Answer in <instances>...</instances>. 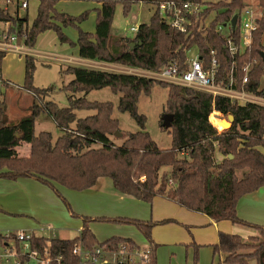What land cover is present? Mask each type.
Wrapping results in <instances>:
<instances>
[{"label":"trees","instance_id":"trees-1","mask_svg":"<svg viewBox=\"0 0 264 264\" xmlns=\"http://www.w3.org/2000/svg\"><path fill=\"white\" fill-rule=\"evenodd\" d=\"M37 1L36 16L30 25L26 16L11 15L0 8V22L8 24V34L29 49L34 47L39 35L52 31L61 44L76 46L82 60L153 72L171 63L184 66L186 51L195 48L205 66L210 60V52H214L219 63L218 79L227 83L232 70L236 89L244 77L242 69L249 66L245 90L264 97V86H261L264 79V0H256L260 9L256 30L252 33L251 44L239 56L228 52L224 38L216 29L229 23L238 10L246 8L245 0H220L215 4H204L201 0H87L100 4L99 8L92 10L96 15L92 33L80 28L88 18L89 10L74 17L56 10L60 0ZM162 1L197 3L204 6L203 18L210 14L213 18L203 31L195 28L186 37L160 20L154 11L148 23L138 26L132 39L111 34L117 5H121L126 17L135 4L156 5ZM66 28L77 31L75 43L64 35L63 29ZM230 37L235 44L238 43V26ZM131 44L134 47H130ZM4 56L0 52V67ZM34 62L33 57H24L22 89L32 96L29 115L9 123L6 106L0 100V179H34L47 186L70 212L58 187L81 192L91 189L99 179L108 178L114 191L121 196L147 203L154 198H164L215 223L227 221L255 231L257 235L247 239L218 233L217 243L211 245L212 257L218 258L216 264H264V227L241 220L236 212L243 196L264 186V107L255 104L236 106L228 99L213 98L189 88L70 66L64 72L71 74L73 79L64 90L72 95L68 97V107L60 109L45 100L47 89L33 87ZM154 85L168 88L164 112L171 114L173 119L169 129L160 126L170 135L167 149H160L151 139L144 130L146 119L137 111L140 95H149ZM103 88L120 94L117 110L128 113L140 128L134 133H123L119 145L112 140L120 130L117 120L112 118L111 103L86 100L91 91ZM76 93L82 97L75 98L73 94ZM78 110H90L94 114L76 119L75 111ZM212 111L226 119L232 116L230 127L218 132L209 123ZM41 114H46L60 130L57 139L53 140L48 132L35 135V121ZM23 145L29 147L27 156H20L17 152ZM98 221L136 228L146 240L152 264H155L158 245L153 242L151 231L156 223L138 219L83 217L78 237L51 239L50 249L76 264L72 248L78 242L88 249L96 246L117 248L121 244L139 246L131 239L119 237L98 242L89 230V224ZM33 240L41 247L46 244L43 238L33 237ZM191 245L195 264L198 246Z\"/></svg>","mask_w":264,"mask_h":264},{"label":"rangeland","instance_id":"rangeland-1","mask_svg":"<svg viewBox=\"0 0 264 264\" xmlns=\"http://www.w3.org/2000/svg\"><path fill=\"white\" fill-rule=\"evenodd\" d=\"M201 1L204 4H215L220 0ZM27 3L28 9L26 10L17 8L15 4H12L7 6V11L11 15L17 13L19 17L26 16L29 24L36 15L37 0H27ZM89 3L87 0H60V4H57L56 9L58 12L76 17L88 10ZM245 6L246 8H252L253 11L256 10L258 12L257 15L260 16V9L257 7L256 0H245ZM0 8L5 9L4 0H0ZM89 11L88 18L80 24V28L83 31L92 30L95 26L96 15L90 17L94 11ZM154 11V5L138 3L132 6L130 13L125 17L122 14L121 5H117L111 24V34L132 39L135 33L131 32L130 29L148 23ZM212 18L213 14H210L206 18V22L209 23ZM5 29V25L0 22V32ZM66 29L64 32L65 36L70 42L75 43L77 31L73 28ZM224 33H227V30H224ZM35 44L32 49L37 52L38 57L34 58L35 69L32 85L35 88L47 89L48 96L45 100L55 103L60 109H65L68 107V97L72 93L66 92L64 87L72 81L73 76L64 72L68 66L59 62L57 59L65 55L60 50L61 47H64L63 45L68 48H76V46H70L68 43L61 44L57 35L52 31H47L39 35ZM196 53V49L192 48L189 52V57L193 59ZM23 59V56L21 58H17V56L14 58L12 55L7 56L4 60L2 59L0 70L3 74L8 70L12 71L11 74H7L8 78L20 84L23 78ZM119 68L121 67H118L116 70ZM261 86H264V79L261 81ZM73 96L75 98L82 97L78 93L73 94ZM167 96V87L154 85L149 95H140L137 103L138 113L146 119L144 130L160 149H167L170 146V135L166 131L161 130L159 125L162 115L167 114L164 112ZM119 97L120 94H114L108 88L93 90L86 95L87 101L111 103L113 107L112 118L117 120L120 130L119 136L112 139L117 145L121 143L120 139H122L123 133L140 131V128L130 118L128 113H121L117 110ZM30 99H32V96L23 89H20V91L15 89L8 90L4 94H0V100L6 106V115L13 121H18L29 115V113L25 112L23 106L31 104ZM18 104L22 107H19ZM93 114V111L90 110L75 111L76 119H83ZM222 120L227 123L226 125L228 127H225V129L229 128L230 123L226 121L225 117ZM40 132L50 133L53 140L57 139L61 133L46 114H41L35 121L34 133L37 135ZM26 147L22 146L18 150L28 151V147ZM165 171H168V169H165ZM40 185L50 191L53 198L55 197L47 186ZM2 187L3 185H0V189ZM62 194L65 196L70 211L74 213V216L70 218L68 216L69 210L65 204L58 198H54L56 203H58L59 209L57 208V211L55 208L50 210L46 213L45 223H40L41 226L46 225L47 227V225H50V219L54 218L65 222V229L56 231L57 233L53 238L64 240L74 239L76 231L81 227V214L82 216L90 217L104 216L116 218L118 216L128 219H142L156 223L151 231V238L158 245L155 251V264H194V247L191 245L192 243L198 246L195 264H211L212 253L207 244L213 238L216 239L217 228L214 226V222L206 216L189 213L185 209L168 202V200L166 201L160 198H154L151 203H147L129 196H121L114 191L112 182L108 178L99 179L91 189L81 192L62 189ZM0 220L16 222L15 225L17 226L12 228L11 231L25 230L19 225H23V223L29 224L28 222L31 223L32 221L29 217H19L4 212H0ZM161 221L165 222L160 223ZM219 223H224L225 226L231 229L248 230L246 227L233 225L229 222ZM46 227L43 228L46 229ZM90 230L99 241L114 235L121 238H130L140 244L142 248H146L147 246V242L143 236L131 225L98 221L91 223ZM5 231L1 230L0 232L3 233ZM51 234L52 232L48 233V235ZM255 235H257L256 232Z\"/></svg>","mask_w":264,"mask_h":264},{"label":"built area","instance_id":"built-area-1","mask_svg":"<svg viewBox=\"0 0 264 264\" xmlns=\"http://www.w3.org/2000/svg\"><path fill=\"white\" fill-rule=\"evenodd\" d=\"M4 2L5 9H2L4 11H7V6L12 4H15L17 8L26 10L28 4L27 0H4ZM154 6L160 20L186 37L191 35L193 29L203 31L208 26L206 18L201 16L204 6L200 4L190 1H162ZM257 13L252 8H244L236 12L235 29L237 26L239 29L237 44L230 37V33L235 31V29H231L230 22L217 26L216 31L224 38L227 50L232 56L242 55L251 44L252 33L256 30V21L259 18ZM137 29L138 27H132L130 31L136 33ZM7 30L8 28L0 32V52L4 55L14 53L23 57L30 56L26 52L29 48L25 47L23 42L20 45L17 38L9 35ZM224 30H227V33H224ZM190 51L191 49L186 51V59L182 67L171 63L169 66L153 72L125 67H121L117 71L121 74L205 92L213 98L228 99L230 103L236 106L255 104L264 107L263 96H257L245 90V85L248 82L249 66L242 69L244 77L241 80L239 89H236L234 88L232 70L227 83L218 79L220 74L219 63L214 52H210V60L205 66L198 52L192 59V57H189ZM6 86H8V81L2 76L0 70V91H3ZM210 116L218 120L223 119V116L215 111H212ZM38 231L40 235L29 231L0 233V264H71L61 254H56L50 249V240L56 239L53 238V233L48 235L52 232V229L47 226L46 229L42 227ZM33 237L45 239V246L41 247L39 242L33 240ZM72 256L75 258L76 264H152L148 246L142 248L141 246L129 247L121 244L117 248L96 246L88 249L78 242L73 245Z\"/></svg>","mask_w":264,"mask_h":264},{"label":"crops","instance_id":"crops-1","mask_svg":"<svg viewBox=\"0 0 264 264\" xmlns=\"http://www.w3.org/2000/svg\"><path fill=\"white\" fill-rule=\"evenodd\" d=\"M59 4H60V1L58 2V5ZM89 5L90 6H89L88 10H94V9L100 7V4H93L92 2H90ZM37 6H38V1H37ZM56 8H57V5H56ZM27 9H28V4H27ZM36 10H37V7H36ZM94 16H95V12H92L90 17H94ZM34 19H35V17L33 18V20ZM31 23H29L28 25H30ZM5 27L8 28V25H5ZM65 30H67V29H63V33L65 32ZM93 31H94V29L85 30V32H89V33H92ZM76 40H77V38H76ZM19 44L21 45V43H19ZM63 46L64 47H61L60 50L65 55L58 58L57 60L63 64H66L68 67L79 66V67H85V68L94 69V70L100 69V70L107 71V72L118 73V71L116 69L119 66L104 64V63L94 62V61H88V60H82L78 57L77 48H71V47L68 48V47H65V45H63ZM26 52H28L30 54V56L33 58L38 57L37 52H35L33 49H27ZM11 55L14 58L16 56H17V58L22 57V56L14 54V53H7L4 56L3 60L5 59V57L11 56ZM22 70H23V78H22V82L20 84L18 82L17 83L14 82L10 78H8L7 74H11L12 71L8 70L5 74H3L1 71L2 76L8 81V88H5L3 91H0L1 95L4 94L8 90L15 89L17 91H20V89H22L23 79H24V59H23ZM30 100H31V104H32V99H30ZM31 104L23 106V109L25 110V112L29 113V108H30ZM19 107H22V106L19 105ZM7 120L9 123L17 122V121H13L8 116H7ZM23 146H27V145H23ZM28 150H29V147H28ZM17 152L21 156H27L28 155V151H26V150L20 151L17 149ZM40 184L41 183L37 182L34 179H30V178H19V179H16L15 181H8V180L0 179V185H3V187L0 189V212L9 213L10 215L19 216V217H29L32 219L31 223L28 222L29 224L23 223V225H19V226L23 227V229H25V230H19V231H29V232H33L36 235H40V232L38 230L42 227H46V225L45 226L40 225V223H43V224L45 223V220L47 217L46 213H48L50 210H53L54 208L56 209V211L59 209V207L57 205L58 203H56V201L54 199V198H57L56 195L53 193V195H55V197L53 198L51 192L48 191L47 189H45L44 187H42ZM62 189H64V188H61V187L57 188L59 194L66 200L65 196L62 194ZM160 199H164V198H160ZM164 200H166V199H164ZM236 212H237V216L241 220H243L247 223L253 224V225H258V226L264 227V186L259 188L256 191L250 193V194L243 196L237 204ZM192 214H195V213H192ZM72 215H74V213L70 211L68 213V216L70 218H72L73 217ZM83 217L95 219V218H100V217H104V216H92V217H90V216H82V214H81V216H80L81 227H79L78 231H76L75 238L78 237L80 232H81L82 218ZM105 218H108V217H105ZM116 218H118V216ZM119 218H122V217H119ZM123 218H125V217H123ZM130 219H132V218H130ZM138 220H142V219H138ZM50 221H51V222H49L50 225H47V226H49L52 229L53 235H55L58 231L65 229L64 228V226H66V224H64L65 222H62L61 220H58L55 218L50 219ZM143 221H147V220H143ZM222 222H227V221H222ZM15 223L16 222H8V221H1L0 220V231L1 230L11 231L12 228H15L17 226V225H15ZM90 225H91V223L89 224V230H90ZM214 226L217 228V235H218V233L222 232V233H226V234L239 235L243 239H247L250 236H255V231H253L251 229H248V230H246V229L245 230L231 229V228L225 226L224 223H219V222H217V223L214 222ZM5 232H8V231H5ZM112 237H116V236L112 235V236L106 238L105 240L110 239ZM119 238H121V237H119ZM125 239H130V238H125ZM60 240H64V239H60ZM105 240H101V241L97 240V241L103 242ZM133 242H135V241H133ZM216 243H217V237H216V239L213 238L210 242H208L207 245L210 247L211 253H212L211 245H214ZM136 244H138V243H136ZM138 245L140 246V244H138ZM217 262H218V258L213 259V257H212L211 264H216Z\"/></svg>","mask_w":264,"mask_h":264},{"label":"water","instance_id":"water-1","mask_svg":"<svg viewBox=\"0 0 264 264\" xmlns=\"http://www.w3.org/2000/svg\"><path fill=\"white\" fill-rule=\"evenodd\" d=\"M236 21H237V15L234 14L231 19H230V26L231 29H235L236 26ZM130 47H134V44H131ZM262 57L264 58V55H262ZM173 116L171 114H163L160 121H161V128L164 130H167L170 128L171 126V122H172ZM227 121L231 124L233 121V117L232 116H228L227 117ZM17 136V135H16ZM116 136H119V133H116Z\"/></svg>","mask_w":264,"mask_h":264},{"label":"bare ground","instance_id":"bare-ground-1","mask_svg":"<svg viewBox=\"0 0 264 264\" xmlns=\"http://www.w3.org/2000/svg\"><path fill=\"white\" fill-rule=\"evenodd\" d=\"M210 122L213 125V127L219 131H223L225 129V127H228L225 121L223 120H218L216 118H214L213 116L210 117Z\"/></svg>","mask_w":264,"mask_h":264}]
</instances>
